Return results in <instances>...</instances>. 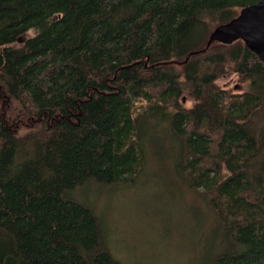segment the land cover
I'll return each instance as SVG.
<instances>
[{"label": "trees", "instance_id": "1", "mask_svg": "<svg viewBox=\"0 0 264 264\" xmlns=\"http://www.w3.org/2000/svg\"><path fill=\"white\" fill-rule=\"evenodd\" d=\"M257 1L0 0V264H120L66 193L132 182L162 132L219 225L202 264H264V62L204 50Z\"/></svg>", "mask_w": 264, "mask_h": 264}, {"label": "rangeland", "instance_id": "2", "mask_svg": "<svg viewBox=\"0 0 264 264\" xmlns=\"http://www.w3.org/2000/svg\"><path fill=\"white\" fill-rule=\"evenodd\" d=\"M218 84L233 90L242 87L229 73ZM181 101L191 105L184 96ZM9 105L0 93L1 112L6 114ZM166 134H151L159 157L145 142L146 160L132 182H91L66 193L95 213L105 245L120 264H202L219 242V225L205 198L175 172L178 146Z\"/></svg>", "mask_w": 264, "mask_h": 264}, {"label": "water", "instance_id": "3", "mask_svg": "<svg viewBox=\"0 0 264 264\" xmlns=\"http://www.w3.org/2000/svg\"><path fill=\"white\" fill-rule=\"evenodd\" d=\"M237 40H241L264 62V0L242 8L234 18L215 27L206 40L204 50L215 42L228 45Z\"/></svg>", "mask_w": 264, "mask_h": 264}]
</instances>
